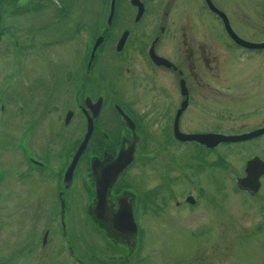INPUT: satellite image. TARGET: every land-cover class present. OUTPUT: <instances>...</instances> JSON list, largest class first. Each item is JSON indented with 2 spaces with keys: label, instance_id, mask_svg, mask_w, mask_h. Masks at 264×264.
<instances>
[{
  "label": "flooded vegetation",
  "instance_id": "obj_1",
  "mask_svg": "<svg viewBox=\"0 0 264 264\" xmlns=\"http://www.w3.org/2000/svg\"><path fill=\"white\" fill-rule=\"evenodd\" d=\"M33 1L36 4L37 0ZM117 1L115 0L114 17L107 33L104 34L108 16L103 25H100L98 31L95 32L84 61L79 60L77 54H73L70 59L74 63V68L67 72L63 83L64 86L66 84L71 86L70 93L73 96L70 101H65V110L57 118L58 129L50 131L56 139L70 137L71 130L78 132L80 137L72 148L68 146L69 150L63 153L62 150L57 155L61 160L62 170L57 173L53 171L52 164L55 162H52L48 150L40 149L35 154L34 149H30L34 153L31 154L30 150L23 145L24 139L21 140L22 144H19L23 151L22 160L26 170L40 180L44 179L47 183L54 182L56 198L54 206L51 208L53 210L49 214L52 218L44 222L45 226L41 229L43 238L39 243L40 247L38 246L42 251H47L50 245V235L54 230L56 231L61 246L57 247L54 252L50 251L52 257L48 254V260H52L53 264L56 259L58 260L57 264H99L98 259L102 257L101 260L109 259V262L106 261L108 264H129V250L136 249L137 243L135 241L132 243L125 232L115 235L107 231L105 225L96 220L94 216L95 178H93V171L95 166L109 169L119 154H132V161L106 195L108 207L105 218H113L116 215L111 208L119 198L126 199V208L127 200L132 198L134 200L132 219H134L137 228L141 197L135 196L134 193L131 194L128 191L129 188L124 186L123 180L134 166L138 156L143 154L147 158L149 156L148 161L153 165V175L158 181L156 186L151 187L144 197L149 202L156 203V200H160L163 203L173 196L174 189L172 187L181 186L186 178L176 167L179 158L183 157L181 148L187 146L189 159L192 157L203 158L201 164L197 163V165L212 168L220 161L217 158V153L222 150L252 144L254 140L264 137L263 133L252 138H243V140L221 141L207 147L193 139L182 140L178 135L179 133L189 137L215 134L235 138L252 134L264 128V124L248 130H245L247 129L245 127L234 128L231 126L229 128L220 124L211 127L205 126L212 119V110L223 111L224 102L230 96V92L224 91V89L229 90L228 87L223 89L220 87L221 80H224V73L220 72L221 66L219 67V65L235 61L239 59V55L249 58L255 55L260 56V54L264 55V48L258 49L237 42L239 39L249 45L264 43V40H254L242 35L241 30L234 24L233 16L228 11V0H199L198 11L196 9L198 5L193 6L187 0L180 1L181 5L186 6L185 12L195 16L192 17L193 22L189 27L185 23L184 26H176L169 19L171 17L167 10L172 9L170 6L175 0L157 1V3L162 1V7H166V10L162 11V18L159 15H150L148 18L149 5L154 0H119V9L116 5ZM17 3L18 0H2L0 4V43L4 41L0 58L7 55L9 56L7 58L10 59L11 53L14 52L13 56L17 57L20 67V70L15 68L14 74L16 75L12 76L14 83L11 86L4 87L0 84L1 115L6 112V104L9 100H14L19 104V100L28 97L35 101V94L41 89L44 91L48 85L47 82H44L36 86L33 81L28 83V79L24 80L25 74L29 77L34 75L33 71L28 68L29 64L26 63L31 58V51H36L35 57H38V54L46 48L52 49L58 44L61 45L62 40H65L67 44L68 40L71 41L67 37L74 36L77 29L74 18L71 16L73 7L67 1V5L59 6L61 17L58 22H54L55 24L46 23L34 26L35 28L32 29L34 31L23 29L24 27L17 28L18 26H15L12 20L22 21L26 13L33 11L31 9L30 12L24 13L23 10L27 9L21 10ZM35 4L30 5L29 9L40 5ZM263 5L264 3L262 4V13ZM4 6L10 8L8 16H5L4 19L6 22L3 24ZM140 7L142 11L138 15ZM127 13L130 15L128 16ZM143 20L148 21L145 28H141ZM162 21L163 24H161ZM60 26L63 27V32H60ZM58 35V40L54 39ZM62 35L64 37H61ZM99 36L103 38V41L92 57L93 47ZM4 38L7 40H3ZM40 39L42 41H38ZM122 39L124 42L121 45V50H118ZM163 42L166 44L162 45ZM51 56L48 60L45 59L47 60L46 65L49 64L60 73V70H63L60 69V65H63L64 61L57 59L58 65H55L51 61ZM47 73L51 75L48 71ZM46 74H42V77ZM53 74L50 79H55L56 76ZM58 85L52 81L49 88L50 93ZM69 86H65L62 90L63 94H69ZM16 108L21 110L18 105ZM58 112L59 109L56 113ZM89 120L92 122L89 123ZM90 127V138L76 167L73 183L65 189L64 174L82 140L86 138ZM152 134L155 136L153 139L150 138ZM141 152L143 153L141 154ZM158 155L163 159L160 163L163 171L161 167L158 171L154 170L155 165H160L153 163ZM211 155L214 156L211 162L207 161L206 158ZM254 157L262 160L258 154H254L244 160V166L247 160ZM83 164H86L89 181L88 202L86 203L87 221L93 229L97 227L98 230L103 231V236L111 241L109 246L105 245V248H102V245L98 247L92 240L91 246L87 244L86 249L84 248L85 252H83L80 235L76 229V215L73 214V211H69L75 200L66 198L72 190L79 167ZM200 169L197 167L198 171ZM262 176L258 178L259 185ZM238 178L241 177L235 176V183ZM127 192L129 193L126 194ZM178 195L182 196L187 207L192 208L195 205V198L187 194L184 196L182 193ZM174 206L177 208L182 205L179 206V202L176 201ZM162 209L163 206L156 207L157 211ZM41 210L43 209L41 208ZM68 219L72 220L69 221L70 229L67 227ZM100 238L102 239V237ZM32 244V241L28 244L30 245L29 249L32 248L27 250L29 259L36 257V246L32 247ZM117 250L121 251L117 253ZM57 253L61 254V257L58 255L54 258ZM115 254L121 256V262H119L120 260L115 261ZM38 257L40 261H44L41 255ZM106 262L102 264H107Z\"/></svg>",
  "mask_w": 264,
  "mask_h": 264
},
{
  "label": "rangeland",
  "instance_id": "obj_2",
  "mask_svg": "<svg viewBox=\"0 0 264 264\" xmlns=\"http://www.w3.org/2000/svg\"><path fill=\"white\" fill-rule=\"evenodd\" d=\"M32 1L18 0L17 4L21 10L27 9L23 10L24 13L30 12L31 9L33 11L23 16L22 21L24 22L12 20L15 26H18L17 28L24 27L23 29L34 31L32 30L34 26L58 22L61 17L59 6L67 5V1L73 7L71 16L74 18L77 33L67 37L71 40H68L67 44L65 40H62L61 45L56 44L57 46L52 49L46 48L38 54L39 58L35 57L36 51H31V58L26 63L29 64L28 68L33 71L34 75L29 77L25 74L24 80L28 79V83L33 81L36 86L47 82L46 89L44 91L41 89L35 94V101L28 97L19 100V104L14 100H9L4 115L0 112V264H53L52 260H48V254L51 255L50 251L54 252L57 247L61 246L59 236L54 230L50 235L49 249L42 251L39 248V243L43 238L41 229L45 226L44 222L52 218L49 214L53 210L51 208L54 206L56 190L53 181L47 183L44 179L40 180L26 170L22 160L23 151L19 144H22L21 140L24 139V147L29 150L34 149L35 154L40 149L48 150L52 162H55L52 164L53 171L57 173L62 170V163L57 155L62 150L63 153L69 150V147L72 148L80 137L78 132L71 130L70 137L56 139L50 131L58 129L57 118L65 110V101H70L73 96L70 93L71 86L68 84L65 86H69V94H63L62 90L65 88L63 81L67 72L74 68V63L70 61L73 54H77L79 60L84 61L95 32L98 31L100 25H103L110 6V0H43L39 6L29 9L30 5L35 4ZM157 1L159 0L151 1L148 18L150 15H159L162 18V11L164 12L166 7H162V1L158 3ZM180 1L182 0H175L170 6L172 9L167 10L171 17L169 19L176 26H184L185 23L189 27L193 22L192 17L195 16L185 12L186 6L181 5ZM198 1L187 0L193 6H197ZM118 2L119 0L116 5L119 9ZM228 2V11L242 35L254 40H264V13H262L264 0H228ZM199 7L198 5L197 11ZM9 8L4 6L3 24L6 22L4 19L8 16ZM127 15L129 16L130 13ZM147 22L143 20L141 28H145ZM60 27V32H63V27ZM58 38L59 35L54 39L58 40ZM3 44L4 41L0 43V51ZM164 44L166 42L162 45ZM13 54L14 52L11 53L10 59L7 55L0 58V84L4 87H9L14 83L12 76L16 75L14 74L15 68L17 70L20 68L17 57ZM50 55L55 65H58L57 59L64 61L63 65H60V69H63L60 73L56 71V68L49 64L46 65ZM24 66L23 69H25ZM220 66V72L224 73V80H221L220 87L221 89L228 87L229 90L224 89V91L230 92V96L224 102L223 111L212 110V119L205 126L220 124L229 128L231 126L245 127L247 128L245 130H248L263 125L264 55L250 56V58L239 55V59ZM47 71L51 75L54 73L55 79H50L51 75ZM42 74L46 75L42 77ZM52 81L59 85L50 93L49 88ZM17 105L21 107L20 111L16 108ZM58 109L59 112L56 113ZM154 134L150 138L153 139ZM181 151L183 157L179 158L176 167L186 178L181 186L172 187L173 196L168 201L162 203L156 200V203H153L144 197L148 190L158 183L152 172L153 165L148 161L149 156L147 158L145 154L136 158L134 166L123 180L124 186L129 188L128 191L131 194L134 193L135 196L141 197L140 215L137 218V246L136 249L129 250L128 263L264 264V176L261 175L260 189L254 195L240 191L234 185L235 176L243 177L246 158L258 154L264 161V137L254 140L252 144L222 150L217 153L220 161L212 168L197 165V163L201 164L202 157L189 159L187 146L181 148ZM30 153L34 154L31 150ZM213 157L211 155L206 160L211 162ZM162 161L163 159L158 155L153 163L160 164ZM161 165H155L154 170L158 171ZM195 166L201 168L200 171ZM79 168L72 190L66 198L75 200L69 211H73L76 215V229L80 235L83 252H85L87 244L91 246L93 241L98 247L102 245V248H105V245L109 246L111 241L103 236V231L98 230L97 227H95L96 230L93 229L87 221L86 203L88 202L89 181L86 164ZM179 193L195 198V205L192 208L187 207L182 196L178 195ZM176 201L179 202V206H182L176 208L174 206ZM159 206H163V209L157 211L156 207ZM41 208L43 210L40 211ZM69 221L72 220L66 221L70 229ZM31 241L32 247L36 246V257L34 256L33 259H29L27 254L28 246H30L28 244ZM31 249L30 247L29 250ZM40 255L44 261L38 259ZM58 255L61 257V254L57 253L54 258ZM101 259L103 257L98 259L99 264L109 262V259ZM120 259L121 256L116 255L115 261L118 262ZM57 263L56 259L54 264Z\"/></svg>",
  "mask_w": 264,
  "mask_h": 264
},
{
  "label": "water",
  "instance_id": "obj_3",
  "mask_svg": "<svg viewBox=\"0 0 264 264\" xmlns=\"http://www.w3.org/2000/svg\"><path fill=\"white\" fill-rule=\"evenodd\" d=\"M110 8L108 12V19L106 23V29L104 31V34L107 33L109 29V25L111 24L112 18L114 17V11H115V0H110ZM142 8L140 7L138 11V15L141 13ZM263 13H264V5H263ZM236 40V37H235ZM103 41V38L99 36V38L96 40V43L93 47V53L96 52L99 44ZM124 42V39L120 40V44L118 46V50H121V45ZM239 44L251 46L254 48H264V43L260 44H245L241 40H237ZM92 122V120H89V123ZM91 133V127L88 130V133L86 134V138H84L79 145L80 147L77 149L75 154L73 155L72 161L70 162L68 169L66 170L64 174V185L65 189L70 187L73 183V178L77 170V165L81 159V155L83 154L84 149L86 148V144L90 138ZM264 133V128L257 130L253 132L252 134L243 135V137H225V136H217V135H198V136H186L179 134L184 139H193L198 143L205 144L207 147H211L212 145H215L221 141L224 142H232L236 140H243V138H252L255 135H260ZM132 161V154L127 153L126 155L119 154V157L113 162V164L109 167V169L104 168H98L95 166V170L93 171V178H95V207H94V216L96 217V220H98L100 223L105 225V229L107 231L112 232L113 234L117 235L121 232H125L128 236L129 240H132V243L136 240V234H137V228L134 223V219H132V211H133V199L127 200L128 205L127 208L125 207V201L126 199L122 197L119 198L115 205L111 208L112 211L116 214L113 218H105V213L107 212V198L106 195L108 192L113 188V186L116 184L117 180L121 177L122 173L126 170V167L130 164ZM243 177L238 178L236 180L235 186L238 190L247 192L249 195H254L257 190L259 189V183L258 178L261 175H264V163L259 160V158L254 157L250 160L245 162L244 171H243ZM127 192L126 194H128Z\"/></svg>",
  "mask_w": 264,
  "mask_h": 264
},
{
  "label": "trees",
  "instance_id": "obj_4",
  "mask_svg": "<svg viewBox=\"0 0 264 264\" xmlns=\"http://www.w3.org/2000/svg\"><path fill=\"white\" fill-rule=\"evenodd\" d=\"M1 1H2V0H0V4H1ZM42 1H43V0H37V2H36L35 5L40 4V2H42Z\"/></svg>",
  "mask_w": 264,
  "mask_h": 264
}]
</instances>
